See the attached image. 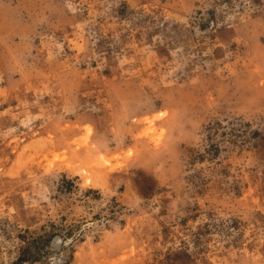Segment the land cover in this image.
Masks as SVG:
<instances>
[{
  "label": "rangeland",
  "instance_id": "rangeland-1",
  "mask_svg": "<svg viewBox=\"0 0 264 264\" xmlns=\"http://www.w3.org/2000/svg\"><path fill=\"white\" fill-rule=\"evenodd\" d=\"M0 264H264V0H0Z\"/></svg>",
  "mask_w": 264,
  "mask_h": 264
}]
</instances>
